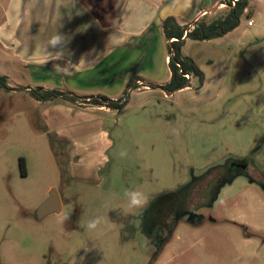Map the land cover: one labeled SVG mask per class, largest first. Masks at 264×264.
<instances>
[{
	"label": "rangeland",
	"instance_id": "rangeland-1",
	"mask_svg": "<svg viewBox=\"0 0 264 264\" xmlns=\"http://www.w3.org/2000/svg\"><path fill=\"white\" fill-rule=\"evenodd\" d=\"M110 46L35 45L21 62L0 45V76L12 88H0V264H264V0H251L227 35L187 41L183 52L204 73L201 87L192 77L168 95L110 82L100 71L51 89L30 76L28 62H97ZM121 53L133 62L130 50L108 62ZM37 88L128 100L119 113L83 99L38 100L29 92ZM229 160H245L246 172L234 170L212 201L200 180ZM52 190L61 212L38 219ZM125 190L148 194V205L129 210ZM195 211L204 219L197 226L184 216ZM95 218L102 222L88 231Z\"/></svg>",
	"mask_w": 264,
	"mask_h": 264
},
{
	"label": "crops",
	"instance_id": "crops-1",
	"mask_svg": "<svg viewBox=\"0 0 264 264\" xmlns=\"http://www.w3.org/2000/svg\"><path fill=\"white\" fill-rule=\"evenodd\" d=\"M222 3L226 1L190 0L186 6L185 0H2L0 45L6 50L8 59L27 62L30 54L25 53L26 50L35 45L45 49L57 33L63 34L67 42L57 46L59 51L69 52L68 49L75 48L104 51L110 42L109 50L97 62H28L36 69H31L30 76L39 87L63 89L55 84L58 81L73 83L74 78L102 71L99 74L105 76V80L123 81V84L136 76L137 89H149L147 84L162 86L171 78L169 57L163 52L162 21L172 16L180 25H188L197 18L210 15L211 10L219 9ZM248 8L244 14L248 13ZM49 50L57 52L51 47ZM117 50L132 51L129 55L133 56V62H123L125 56L122 53L117 62H108ZM98 107L108 110L104 106Z\"/></svg>",
	"mask_w": 264,
	"mask_h": 264
},
{
	"label": "trees",
	"instance_id": "trees-1",
	"mask_svg": "<svg viewBox=\"0 0 264 264\" xmlns=\"http://www.w3.org/2000/svg\"><path fill=\"white\" fill-rule=\"evenodd\" d=\"M229 5L227 7V13L207 20V16H203L201 19L191 24V29L188 32L187 25H180L175 17L169 16L162 21L161 28L163 31L164 39L167 42L168 57H169V69L171 71V78L168 83L159 86L155 84H147V87L153 89H162L167 92L173 93L177 90L190 86V77L197 78L199 86L204 83V73L199 69L196 63L186 57L183 54V47L186 39L192 41H209L217 38H221L231 31L235 30L240 24V18L245 13V10L249 6L250 0H238L235 6H231L232 0H225ZM186 37V39H183ZM174 39L173 41H170ZM138 79L136 76L130 78L128 86L133 84V81ZM133 89H137L139 86L132 85ZM0 88L10 91L12 88L7 84V77L0 76ZM30 94L38 100L54 99L61 97L64 100L70 102H77L78 99H83V103L91 104L94 106H104L110 110H115L122 113L127 105L128 95L122 96L116 101L110 100L103 95H89L85 97L78 96L72 92H61L58 90H42L37 88L29 90ZM105 101H109L106 103Z\"/></svg>",
	"mask_w": 264,
	"mask_h": 264
},
{
	"label": "flooded vegetation",
	"instance_id": "flooded-vegetation-1",
	"mask_svg": "<svg viewBox=\"0 0 264 264\" xmlns=\"http://www.w3.org/2000/svg\"><path fill=\"white\" fill-rule=\"evenodd\" d=\"M245 162V160H232L231 162L229 160L226 164L221 166L222 168L220 167L222 169L220 174H216L214 176L206 174L205 177L201 179L199 183L200 189L202 191L201 194L205 196H211L212 201L216 200V194L219 193V190L225 185L230 184V174H232L231 178H234L236 174L240 175L246 172L247 165ZM234 170L237 171L236 174ZM184 216L186 217L189 223L195 226L200 225L204 221L203 216L198 214V211L185 212ZM164 242L167 241H163V243ZM163 243H161L159 246H161ZM159 254H161V251H158V255Z\"/></svg>",
	"mask_w": 264,
	"mask_h": 264
},
{
	"label": "clouds",
	"instance_id": "clouds-1",
	"mask_svg": "<svg viewBox=\"0 0 264 264\" xmlns=\"http://www.w3.org/2000/svg\"><path fill=\"white\" fill-rule=\"evenodd\" d=\"M190 2V0H185V5ZM49 44L52 46V48L56 51H59L57 49V45L60 44H67V42L64 40L63 34L57 33L54 35L50 41ZM70 52V49H68ZM64 53H61V56H63ZM125 197H127V207L129 210H134V209H142L146 207L149 203V196L148 194L140 191V190H125L124 193ZM65 219H68L67 216H65ZM102 222V218H95L87 221L85 227L88 231H94L97 230L98 225Z\"/></svg>",
	"mask_w": 264,
	"mask_h": 264
},
{
	"label": "water",
	"instance_id": "water-1",
	"mask_svg": "<svg viewBox=\"0 0 264 264\" xmlns=\"http://www.w3.org/2000/svg\"><path fill=\"white\" fill-rule=\"evenodd\" d=\"M221 5H225L226 7L228 6L226 3H222L219 6H221ZM215 9L216 8L212 9L211 11H213ZM205 13H207V12H204V14ZM183 39H186V37H184ZM105 102L108 103L109 101H105ZM61 209H62V206H61V202H60L58 193L56 192V190H52L51 193L49 194V197L47 198V200L39 207V209L37 211V218L42 219V218H44L50 214H59L61 212Z\"/></svg>",
	"mask_w": 264,
	"mask_h": 264
},
{
	"label": "built area",
	"instance_id": "built-area-1",
	"mask_svg": "<svg viewBox=\"0 0 264 264\" xmlns=\"http://www.w3.org/2000/svg\"><path fill=\"white\" fill-rule=\"evenodd\" d=\"M236 2H238V0H232V4H231V6H235V4H236ZM227 4V3H226ZM228 5V4H227ZM221 6H225V5H221ZM229 6V5H228ZM227 6V7H228ZM251 23L249 22V25H250ZM188 27V32L190 31V29H191V25H189V26H187ZM174 39H171L170 41H173ZM186 77H188V78H190V76L189 75H186Z\"/></svg>",
	"mask_w": 264,
	"mask_h": 264
}]
</instances>
